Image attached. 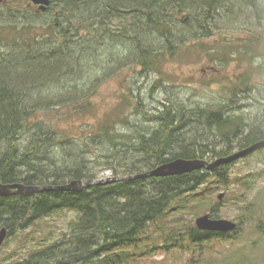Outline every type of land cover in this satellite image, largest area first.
<instances>
[{"label":"trees","instance_id":"obj_1","mask_svg":"<svg viewBox=\"0 0 264 264\" xmlns=\"http://www.w3.org/2000/svg\"><path fill=\"white\" fill-rule=\"evenodd\" d=\"M219 5H224L221 0H67L62 4L61 15L55 20L58 29L54 28L53 23L50 25L53 28L52 35L58 32L57 39L49 38L51 33L46 29L33 33L32 28L28 29L25 24L20 30L3 27V30L9 29V37L13 36L8 44L16 49L11 56L0 59V182L63 185L72 180L98 179L97 174L85 163L77 164L74 168L57 167L54 173H47L48 168L44 167L45 161L49 160L46 156L50 154L47 142L53 145L59 131L46 128L36 120L30 123L31 113L43 109L47 111L58 103L71 105L74 110H78L79 91L75 87L54 98L48 99L42 94L45 88L59 84L69 74L79 77L76 69L80 67L81 61L93 57L90 55L92 50L77 49L74 45L72 37L79 34V30L97 25L96 29L103 30L99 32L105 36L108 32L114 33V19H126L127 24L119 28V32L121 36L135 41L138 50L135 51L134 62L142 67V74L149 73L160 70L167 61L177 57L181 53L180 47L187 42L185 38L179 39V42L176 40L175 23H172L176 15L187 13L181 22L184 25L191 22V27L198 25L205 30L203 36H210L205 22L209 24ZM254 6L252 4L251 8ZM142 32L160 35L158 37L164 42V51L147 47L143 40L138 39ZM46 35L48 37H44ZM5 36L0 42H7ZM28 38L33 39V42ZM262 83L256 80L251 85ZM33 92L40 96L33 100L28 98ZM55 99L62 100L56 103ZM31 101L32 104L29 103ZM183 113L179 118L172 107L166 106L153 116L161 121V126L153 132L138 129L136 136L117 133V128L107 120L109 123L102 124L97 133L90 136L92 140L102 137L114 147L128 146L146 153L145 159L148 158L150 163L132 162L122 166L120 162L118 167L111 168L114 176L141 173L179 157L195 159L208 154L212 158L228 156L233 148H245L264 139V128H241L243 120L240 121V117H224L223 108H212L205 117L211 125L220 122L225 124L223 128L222 125L218 128L222 130L217 138L221 139V144L215 145L216 148H211L209 143L198 146L195 140L181 137L187 122L193 120L186 119ZM199 114L193 115L196 117ZM236 119L239 121L236 122ZM33 126L36 129L33 130ZM24 130H32L33 138L28 137L29 142L21 146L18 142ZM233 136L240 137L237 145L233 144ZM219 146L222 148L218 149ZM52 162L58 165L56 161ZM230 165L182 175L93 185L81 191H47L32 196L0 197V230L8 228L9 237L25 234L27 238H36L26 231L38 226L37 232H40L42 222L55 214L68 211L77 213L76 220L70 223L72 232L65 234L64 238L44 246H40L44 244L43 241L39 242L38 246H32L33 253L29 258L8 264H134L139 257L163 248L179 249L185 248L187 244L202 249L213 240L239 241L241 222L234 233L225 234L199 230L187 218L189 214L199 215L208 207L212 208L215 215L220 204L214 202L216 186L231 185ZM238 181L243 190L240 193V199L244 202L243 215L248 216L249 221L261 220L252 216L256 213V216H260L259 196L250 199L256 177L246 176ZM232 248L235 250L233 254L226 255L228 263L238 264L241 258L247 256L245 244L237 248L233 245Z\"/></svg>","mask_w":264,"mask_h":264},{"label":"rangeland","instance_id":"obj_2","mask_svg":"<svg viewBox=\"0 0 264 264\" xmlns=\"http://www.w3.org/2000/svg\"><path fill=\"white\" fill-rule=\"evenodd\" d=\"M65 1L67 0H53L49 11H46L48 8L42 11L37 4V9L32 8L31 0H1L0 40L7 35V42H0V59L11 56L16 49L8 44L13 36L9 37V29L3 30V27L20 30L25 24L28 29L32 28L33 33L46 29L51 33L49 38L57 39L58 32L55 31V35H52L53 28L50 25L53 23L54 28L58 29L55 20L61 15ZM221 3L224 5L218 6L219 9L212 14L209 24L205 22L211 32L210 36H203L202 32L205 30L198 25L191 27V22L184 25L181 21L187 13L176 15L174 20L171 18L172 23H175L173 28L177 42L184 38L187 42L180 47L181 53L177 57L167 61L160 70L149 73L142 74V67L134 62L135 51L138 50L135 41L121 36L119 32V28L127 24L126 19H114L112 31L115 34L108 32L102 36L99 31L103 30L98 31L97 25L93 28L85 26V30H79L77 35L73 31L75 36L72 40L77 49L92 50L90 55L93 57H86L81 61L80 67L76 69L79 77L69 74L59 84H51L49 88H45L42 95L48 99L54 98L75 87L79 91L78 110H74L71 105L58 103L62 99L59 101L56 98L59 105L30 114L31 124V121L36 120L46 128L59 131L53 145L47 142L50 148V154L46 156L49 160L44 164L48 168L47 173H54L53 170L57 167L74 168L77 164L85 163L97 174L98 179H103L114 176L111 168L118 167L120 162L122 166L132 162L150 163L148 158L145 159L144 152L118 144L115 145L118 147H114L102 137L92 140L90 134H96L107 120L117 128V133L136 136L138 129L153 132L161 126V121L153 116L166 106L172 107L179 118L184 112L186 119H193L187 122L185 133L181 137L187 136L189 140H195L198 146L209 143L211 148H216L217 144H221V139L217 138L222 130L218 128L221 125L223 128L225 124L220 122L211 125L205 117L212 108H223L224 117H240V121L243 120L241 128H264V0H228L226 3L221 0ZM252 4L255 5L254 8H251ZM158 36L160 35L156 32H142L138 39L143 40L147 47L164 51V42ZM28 39L33 42V39ZM256 80L263 83L251 85ZM38 96L40 95L33 92L28 98L33 100ZM29 103L32 104V101ZM29 108L31 110L30 106ZM206 110L208 112L203 115L201 112ZM197 112L200 114L195 117L193 114ZM34 127L33 130L36 129ZM23 132L18 142L21 146L29 142L28 137L33 138L32 130ZM232 138L235 140L233 144L237 145L240 137ZM240 149L243 148L232 150L235 152ZM217 158L208 154L201 159L211 161ZM229 173L231 185L216 186L214 202L220 204L215 215L212 208L208 207L199 215L189 214L187 218L196 225L198 216L209 213L241 222L243 224L239 241L213 240L202 249H195L187 244L185 248H163L148 256L139 257L134 264H230L226 255L231 256L235 251L233 245L237 248L240 244H245L247 256L241 258L238 264H264V149L231 164ZM246 176L256 177L250 199L255 195L259 196L260 216H256L257 213L252 216L261 220L249 221L250 218L243 215L244 202L240 199L243 190L238 180ZM222 192L225 197L220 201L218 195ZM76 218L77 213L74 211L55 214L42 222L40 232H37L38 226L26 231L36 238H27L25 234L8 236L0 248V264L16 263L29 258L33 253L32 246H38L39 242L43 241L44 244L40 246H44L61 240L65 234L72 232L70 223Z\"/></svg>","mask_w":264,"mask_h":264},{"label":"water","instance_id":"obj_3","mask_svg":"<svg viewBox=\"0 0 264 264\" xmlns=\"http://www.w3.org/2000/svg\"><path fill=\"white\" fill-rule=\"evenodd\" d=\"M31 1L34 4L40 5L39 9L42 11H45L51 2V0ZM262 149H264V139L259 140L243 149L235 151L234 153L228 156L220 157L213 161H208L206 159L201 158L186 159L179 157L169 162L162 163L150 170L137 174H131L129 176H115L96 180H72L69 183L63 185H25L23 183L6 184L0 182V196H10L17 194L32 196L35 193H42L47 191H81L93 185H103L118 181H130L134 179H147L153 177L182 175L203 169L213 170L217 166L233 164L237 160L247 157ZM224 197V192L218 195V199L220 201H222ZM196 226L199 230L202 231L232 233L237 230L238 223L230 219L214 217L211 214L207 213L200 215L196 218ZM8 235V228L3 227L0 230V248L5 243Z\"/></svg>","mask_w":264,"mask_h":264},{"label":"bare ground","instance_id":"obj_4","mask_svg":"<svg viewBox=\"0 0 264 264\" xmlns=\"http://www.w3.org/2000/svg\"><path fill=\"white\" fill-rule=\"evenodd\" d=\"M1 1V0H0ZM53 5V0H51V2H50V5L48 6V8L50 7V6H52ZM39 11V10H38ZM46 11H49L48 9L46 10ZM232 153H234V152H232ZM231 153V154H232ZM230 155V154H229ZM224 157V156H223ZM220 158V157H219ZM196 159V158H195ZM207 160V159H206ZM216 160V159H215ZM208 161H210V160H208ZM211 161H213V160H211ZM160 165V164H159ZM156 166H158V165H156ZM155 166V167H156ZM154 168V167H153ZM131 175V174H130ZM119 176H129V175H119ZM112 177H115V176H112ZM81 180V179H80ZM82 180H84V179H82ZM118 182H121V181H118ZM21 183V182H20ZM115 183V182H114ZM24 184V183H23ZM26 185V184H25ZM53 185V184H52ZM17 195H21V194H17ZM10 196H12V195H10ZM0 197H9V196H0Z\"/></svg>","mask_w":264,"mask_h":264},{"label":"flooded vegetation","instance_id":"obj_5","mask_svg":"<svg viewBox=\"0 0 264 264\" xmlns=\"http://www.w3.org/2000/svg\"><path fill=\"white\" fill-rule=\"evenodd\" d=\"M31 7L34 8V9H37L38 8V6L35 5V4H33V3H31ZM50 9H51V6L48 8V10H50Z\"/></svg>","mask_w":264,"mask_h":264}]
</instances>
